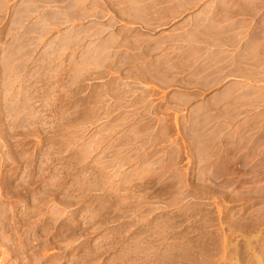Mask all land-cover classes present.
<instances>
[{"label": "rangeland", "instance_id": "rangeland-1", "mask_svg": "<svg viewBox=\"0 0 264 264\" xmlns=\"http://www.w3.org/2000/svg\"><path fill=\"white\" fill-rule=\"evenodd\" d=\"M0 264H264V0H0Z\"/></svg>", "mask_w": 264, "mask_h": 264}]
</instances>
